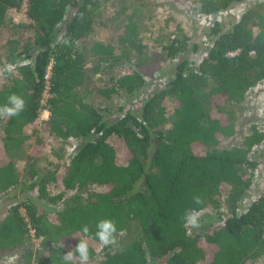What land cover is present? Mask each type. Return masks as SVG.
Wrapping results in <instances>:
<instances>
[{"label": "trees", "instance_id": "16d2710c", "mask_svg": "<svg viewBox=\"0 0 264 264\" xmlns=\"http://www.w3.org/2000/svg\"><path fill=\"white\" fill-rule=\"evenodd\" d=\"M110 1L26 0L25 22H13L8 12L22 0H0V106L10 94L25 100L18 116L0 119V199L16 189L31 194L0 215V258L62 264L87 224L93 234L88 264H255L264 258V193L240 213L238 205L252 186L257 163L251 153L264 135L252 127L236 145L219 143L235 134L225 109L264 84V0H254L229 28L213 22L206 34L211 43L196 66L183 58L189 36L171 19L149 34L153 52L139 39V20L120 7L113 18H121V34L88 48L96 61L92 72L121 71L99 94L110 102L136 95L153 62L173 64V75L134 111L119 106L113 119L112 110L77 92L86 79L77 44L106 26L110 19H102L101 8ZM244 1L195 3L198 13L214 15ZM41 110L48 132L62 143L56 162L43 167L36 165L42 139L27 154L23 149ZM19 156L25 158L21 180L14 166ZM49 184L57 194H48ZM221 206L225 219L209 228L190 231L181 219L188 209L207 207L219 217ZM101 219L115 221L116 244L130 228L138 233L119 248L105 247L94 238Z\"/></svg>", "mask_w": 264, "mask_h": 264}, {"label": "rangeland", "instance_id": "374dc122", "mask_svg": "<svg viewBox=\"0 0 264 264\" xmlns=\"http://www.w3.org/2000/svg\"><path fill=\"white\" fill-rule=\"evenodd\" d=\"M22 1L26 3V0ZM195 2L196 0H111L105 8H101L102 19L104 17L110 19L106 21V26H104V28L96 27L91 40L77 44V47L82 50L84 56V73L86 76L84 85L77 90L78 95L82 97L84 101L94 106L107 107L109 110H112L113 114L109 117L113 119L118 114L116 109L119 106L122 105V107H125L128 110L134 111L140 106V103L145 98L163 86L166 80L173 75V64L162 65L153 62L147 66V72H145L144 75V88L136 93V95L126 99H116L110 102L99 94L98 90L106 79L110 76L121 74V71L119 67L115 66L112 69L102 67L99 69V73L92 72L96 65V61L94 56L88 51V48L93 41L103 44L113 43L121 34L123 22L119 20L121 18H113L115 11L120 7H124L128 12H132L135 18L139 20L141 26L139 39L148 50L153 52L156 50L153 49L154 42L149 34L154 28H156L161 19H171L173 24L178 25L182 32L189 36L191 45L183 55V58H185L190 64L196 66L199 60L207 53L208 47L211 43L206 34L213 22L218 21L223 28H229L239 15L247 7L251 6L254 0H246L214 15H202L198 13ZM24 11L25 8H23V6L17 11L10 10L7 18L11 19L13 22H25ZM68 12L70 13V11ZM128 51L132 52L131 49H128ZM178 60L179 59L176 61ZM225 110L231 116L235 134L229 139L220 141V147L236 145L241 139V136L247 135L252 130V127L264 135V84L255 87L249 92L241 104L229 106ZM46 119L47 113L43 110L39 111L36 120V133L26 141V144L23 147L24 153L27 154L30 148L33 147L35 138H40L44 141L43 146L38 148V150L41 151V154L36 165H39L40 167L55 163L57 159L56 155H58L62 145L58 138L48 132L45 124ZM170 120L171 115L168 113L165 120L167 128L169 127ZM71 144V141L66 144L68 151H70ZM251 158L256 161L257 168L254 173L251 188L246 192V195L238 205V213L242 212L255 196L264 193V143L252 150ZM24 163L25 158L23 156H19L14 162L15 170L20 180L23 177ZM47 192L49 195H55L58 191L53 184H49L47 186ZM29 195L31 194H20L17 189L6 194L0 199V215L4 213L7 205L12 203L14 199L15 201H18L23 196ZM220 212L222 215L217 217L213 214L210 207L205 208L200 212V227H188L189 230L193 231L221 224L222 220L226 217V211L223 206L220 207ZM137 233L136 229L132 227L127 232L120 234V245L129 242ZM31 243L33 248H36L37 240L32 239ZM119 243H117L118 245L116 244L114 248L116 246L119 248ZM0 264H7V259L0 258ZM255 264H264V258L258 259Z\"/></svg>", "mask_w": 264, "mask_h": 264}, {"label": "clouds", "instance_id": "9594fccd", "mask_svg": "<svg viewBox=\"0 0 264 264\" xmlns=\"http://www.w3.org/2000/svg\"><path fill=\"white\" fill-rule=\"evenodd\" d=\"M25 108V100L16 94H10L7 97V104L0 106V119H8L18 116ZM193 200L196 204H202L203 200L200 196H194ZM185 226L191 228H199L200 212L195 209H188L181 217ZM94 238L105 247L116 244L118 229L115 221L112 219H101L96 222ZM82 239L78 240V244L74 249L64 253L61 257L62 264H73L79 261V264H88L90 259V249L88 241L93 238L90 227L85 224L81 228Z\"/></svg>", "mask_w": 264, "mask_h": 264}, {"label": "built area", "instance_id": "2783aa9c", "mask_svg": "<svg viewBox=\"0 0 264 264\" xmlns=\"http://www.w3.org/2000/svg\"><path fill=\"white\" fill-rule=\"evenodd\" d=\"M25 2H26V1H25ZM25 4H26V3H24V2L22 1L21 6H23V8H25Z\"/></svg>", "mask_w": 264, "mask_h": 264}]
</instances>
